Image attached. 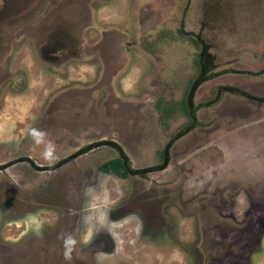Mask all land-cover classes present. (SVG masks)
<instances>
[{
    "label": "rangeland",
    "instance_id": "374dc122",
    "mask_svg": "<svg viewBox=\"0 0 264 264\" xmlns=\"http://www.w3.org/2000/svg\"><path fill=\"white\" fill-rule=\"evenodd\" d=\"M1 98L0 264H264V0H0Z\"/></svg>",
    "mask_w": 264,
    "mask_h": 264
},
{
    "label": "trees",
    "instance_id": "16d2710c",
    "mask_svg": "<svg viewBox=\"0 0 264 264\" xmlns=\"http://www.w3.org/2000/svg\"><path fill=\"white\" fill-rule=\"evenodd\" d=\"M19 160H27L30 163V160L25 158V157H22ZM3 167H4V165L0 166V168H3ZM31 167L34 169H40L39 167H37L35 165L33 166L32 164H31ZM54 167H56V165H53L50 167H44V168L49 170V169L54 168ZM97 169L101 173L113 174V175H117L118 177H124L129 173V171L126 168L125 163L120 158L108 160V161L102 163L101 165H99Z\"/></svg>",
    "mask_w": 264,
    "mask_h": 264
},
{
    "label": "crops",
    "instance_id": "0c3cea01",
    "mask_svg": "<svg viewBox=\"0 0 264 264\" xmlns=\"http://www.w3.org/2000/svg\"><path fill=\"white\" fill-rule=\"evenodd\" d=\"M34 75H39L38 73H35ZM48 78H45L44 79V84L45 83H47V82H49L48 80H47ZM51 79H55V77H52ZM52 81V80H51ZM38 84V83H37ZM43 91V89L41 90V92ZM4 102V103H3ZM5 102L6 103H8V101L7 100H3V98H1V102H0V111H4V112H8V110L11 112L10 114L12 115V116H14V115H16L17 113H16V111L14 110V108L13 107H8V106H6L5 105ZM1 103H2V105H1ZM33 104V103H32ZM19 108V107H18ZM36 108V105H33L32 106V108H31V110H33V109H35ZM11 109H13V111L11 110ZM16 109V108H15ZM13 112V113H12ZM42 113V112H41ZM40 113V114H41ZM40 116V115H39ZM42 121V120H41ZM38 124H41V122H39Z\"/></svg>",
    "mask_w": 264,
    "mask_h": 264
},
{
    "label": "flooded vegetation",
    "instance_id": "af4514ba",
    "mask_svg": "<svg viewBox=\"0 0 264 264\" xmlns=\"http://www.w3.org/2000/svg\"><path fill=\"white\" fill-rule=\"evenodd\" d=\"M49 61L50 62H52L51 60H48L47 62L49 63ZM41 64V63H40ZM50 65V64H49ZM53 67L57 70V68H59V66H57V64H54L53 65ZM39 69H40V67H39ZM53 70V69H52ZM55 70V71H56ZM40 71H41V69H40ZM42 72H45L43 69H42ZM22 157H25V158H27V159H30V157H28V156H22ZM21 157V158H22ZM61 162V161H60ZM60 162H58V163H60ZM30 167H31V164L34 166L35 164L34 163H32L31 161H30ZM53 165H57L56 163L55 164H52V165H47V166H45V167H50V166H53ZM35 166H37V167H42V166H39V165H35ZM32 168V167H31ZM33 169V168H32ZM42 169H45V168H40V170H42Z\"/></svg>",
    "mask_w": 264,
    "mask_h": 264
}]
</instances>
